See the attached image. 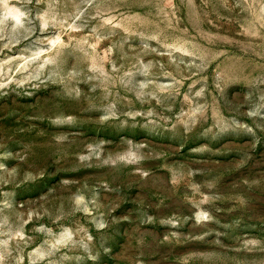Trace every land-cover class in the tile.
<instances>
[{
  "label": "rangeland",
  "instance_id": "1",
  "mask_svg": "<svg viewBox=\"0 0 264 264\" xmlns=\"http://www.w3.org/2000/svg\"><path fill=\"white\" fill-rule=\"evenodd\" d=\"M0 264H264V0H0Z\"/></svg>",
  "mask_w": 264,
  "mask_h": 264
},
{
  "label": "bare ground",
  "instance_id": "2",
  "mask_svg": "<svg viewBox=\"0 0 264 264\" xmlns=\"http://www.w3.org/2000/svg\"><path fill=\"white\" fill-rule=\"evenodd\" d=\"M14 15L17 16L16 13Z\"/></svg>",
  "mask_w": 264,
  "mask_h": 264
}]
</instances>
